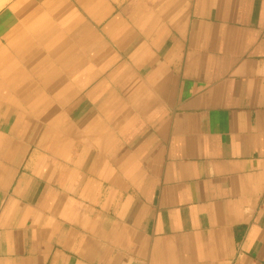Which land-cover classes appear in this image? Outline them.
<instances>
[{"label":"crops","instance_id":"crops-1","mask_svg":"<svg viewBox=\"0 0 264 264\" xmlns=\"http://www.w3.org/2000/svg\"><path fill=\"white\" fill-rule=\"evenodd\" d=\"M0 264H264V0L4 3Z\"/></svg>","mask_w":264,"mask_h":264},{"label":"rangeland","instance_id":"rangeland-1","mask_svg":"<svg viewBox=\"0 0 264 264\" xmlns=\"http://www.w3.org/2000/svg\"><path fill=\"white\" fill-rule=\"evenodd\" d=\"M4 1V2H3ZM8 0H0V7L4 4V3H6Z\"/></svg>","mask_w":264,"mask_h":264},{"label":"bare ground","instance_id":"bare-ground-1","mask_svg":"<svg viewBox=\"0 0 264 264\" xmlns=\"http://www.w3.org/2000/svg\"><path fill=\"white\" fill-rule=\"evenodd\" d=\"M4 2V1H3Z\"/></svg>","mask_w":264,"mask_h":264}]
</instances>
